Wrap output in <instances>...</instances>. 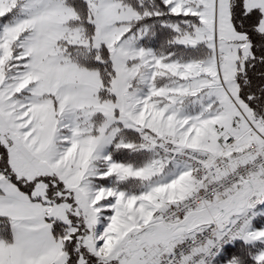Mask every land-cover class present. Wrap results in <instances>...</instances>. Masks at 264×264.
I'll use <instances>...</instances> for the list:
<instances>
[{
    "label": "snow or ice",
    "instance_id": "snow-or-ice-1",
    "mask_svg": "<svg viewBox=\"0 0 264 264\" xmlns=\"http://www.w3.org/2000/svg\"><path fill=\"white\" fill-rule=\"evenodd\" d=\"M0 264H264V0H0Z\"/></svg>",
    "mask_w": 264,
    "mask_h": 264
}]
</instances>
